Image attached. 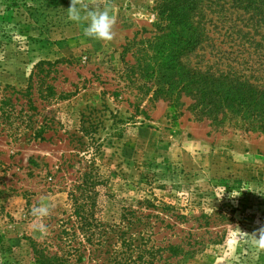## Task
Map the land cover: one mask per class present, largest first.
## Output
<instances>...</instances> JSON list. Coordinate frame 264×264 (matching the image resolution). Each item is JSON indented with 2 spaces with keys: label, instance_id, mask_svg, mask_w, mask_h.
Here are the masks:
<instances>
[{
  "label": "rangeland",
  "instance_id": "rangeland-1",
  "mask_svg": "<svg viewBox=\"0 0 264 264\" xmlns=\"http://www.w3.org/2000/svg\"><path fill=\"white\" fill-rule=\"evenodd\" d=\"M160 1L78 0L82 18L74 21L72 0H0V99L11 95L16 108L10 120L0 112V264H38L33 241L50 254L82 241L90 248L82 235L62 232L71 194L81 193L93 196L96 226L121 223L127 237L134 233L129 249L123 239L117 245L130 264H264L254 237L264 229V133L215 128L189 111L177 116L125 66L138 55V45L124 52L128 43L160 34ZM105 8L116 19L113 39L85 36L86 12ZM222 15L208 52L232 48L236 36L225 33L246 23L237 13ZM42 60L53 66L40 72ZM42 198L51 211L37 221L31 210ZM41 222L45 234L34 226ZM84 253L83 263L70 262L107 264Z\"/></svg>",
  "mask_w": 264,
  "mask_h": 264
},
{
  "label": "trees",
  "instance_id": "trees-1",
  "mask_svg": "<svg viewBox=\"0 0 264 264\" xmlns=\"http://www.w3.org/2000/svg\"><path fill=\"white\" fill-rule=\"evenodd\" d=\"M228 12L239 14V19L246 23L234 25L235 31L230 35L225 33L228 37L231 34L236 36L231 38L235 43L231 44L232 48L223 50L214 45L208 52L217 42L211 34L215 17L221 21L224 17L222 14ZM156 14L160 34L147 40L132 41L124 48L127 53L138 45L136 62L124 63L129 73H139L147 79L144 83L146 92L152 91L153 99L167 101L177 116L189 111L196 121L208 120L215 128L232 125L247 133H264V0H161ZM250 22L254 23V33ZM245 51L249 57L239 58ZM45 65L52 67L53 63L42 60L35 67H42L40 72H43ZM32 75L30 81L33 80ZM28 88L30 91L31 85ZM48 88L51 94H55L52 85H48ZM27 101L30 103L32 98L28 97ZM0 112L9 120L15 117L16 108L11 95L5 93L1 96ZM20 112L22 115L24 111ZM23 117L30 121L33 119L30 114H23ZM43 131H46V127H42L40 133ZM38 137L45 139L44 135L39 134ZM85 182L87 187L95 185L89 183L88 179ZM81 194V197L71 194L74 209L68 219L69 225L64 226L62 232L67 238L78 239L82 235L91 247L82 241L78 243L80 246L59 255L46 253L33 241L37 263L72 264V256H77L76 261L83 263L86 258L84 252L89 251L93 259L103 260L107 264H130L127 249L131 246L134 233L131 239L127 237L128 226L121 223H100L96 226L95 213L91 208L95 204L93 196ZM145 203L157 207L151 201ZM99 226L101 233L98 235L96 227ZM118 239H123L126 251L119 250ZM134 247L141 255L145 252L141 245ZM176 247L182 254L181 246H170L172 249ZM143 263L146 264L145 261Z\"/></svg>",
  "mask_w": 264,
  "mask_h": 264
},
{
  "label": "clouds",
  "instance_id": "clouds-1",
  "mask_svg": "<svg viewBox=\"0 0 264 264\" xmlns=\"http://www.w3.org/2000/svg\"><path fill=\"white\" fill-rule=\"evenodd\" d=\"M78 0H72L71 6L68 9L70 19L74 21L81 20V8L77 6ZM83 19L88 21L87 27L84 29V35L97 40L110 41L114 37L113 28L116 23L115 16L110 13V10L87 11ZM51 205L47 202V198H42L38 206H34L31 210V215L37 221L50 214ZM42 234L46 233V226L41 222L34 225ZM256 238L257 247L264 246V229L260 230L259 238Z\"/></svg>",
  "mask_w": 264,
  "mask_h": 264
}]
</instances>
